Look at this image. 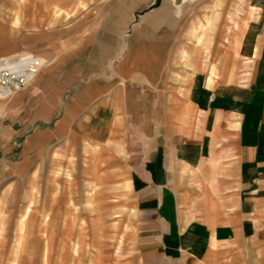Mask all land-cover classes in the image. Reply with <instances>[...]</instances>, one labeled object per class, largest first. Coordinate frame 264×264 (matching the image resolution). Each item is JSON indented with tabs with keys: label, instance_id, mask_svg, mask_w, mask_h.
Instances as JSON below:
<instances>
[{
	"label": "crops",
	"instance_id": "1",
	"mask_svg": "<svg viewBox=\"0 0 264 264\" xmlns=\"http://www.w3.org/2000/svg\"><path fill=\"white\" fill-rule=\"evenodd\" d=\"M21 55L41 65L0 97V264L93 229L97 200L132 213L121 264H264V0H0V59Z\"/></svg>",
	"mask_w": 264,
	"mask_h": 264
},
{
	"label": "rangeland",
	"instance_id": "2",
	"mask_svg": "<svg viewBox=\"0 0 264 264\" xmlns=\"http://www.w3.org/2000/svg\"><path fill=\"white\" fill-rule=\"evenodd\" d=\"M226 1L227 0H223V3L226 4ZM212 21V19L209 21L206 26L207 28L211 26ZM74 172L75 171H73L72 169H64V175H67L69 177L74 176V174H76ZM67 187H71V189H69L70 191L68 192V197H72L71 201L73 204L79 205V213L87 215V189H84V186L81 184H69L67 185ZM72 187L74 189H72ZM33 195L37 196L38 193H33ZM34 203L35 200H30L24 214L21 217V230L23 229L24 221L33 210L32 207ZM92 206H94V208L96 209V222L95 226H93V229L90 228L89 230L86 229L84 233H77L76 239L73 242V238H71L73 236H71L72 234L69 231H63L62 233H49L50 237L48 238V240H50L51 242L48 241L47 246L44 249L42 246L22 248L18 264H27V260L25 258L29 257L28 255L39 257L41 252L43 251L44 258H46V260L44 261H47L49 256V264H59L57 263V257L59 256L63 258L61 260L62 263L60 264H121L118 260L119 256L121 255V251L120 253H116V251H119L121 248H123L122 253H126V246L128 244L127 223H130L131 219L133 218L132 213L129 208L127 211H125L123 208H120L119 202H116L114 200L109 202L104 200H97ZM50 218V212L47 211L45 214H43V219L41 222L42 225L48 222ZM72 221L74 224L76 223V219L74 216L72 217ZM10 234H12V232ZM26 234L28 236L27 238L31 237L33 239H36V235L37 239L40 236L39 233L35 232H27ZM46 234V232H43L42 235ZM18 238L19 236L17 237V239ZM20 244L17 245L15 243V246L12 248L11 255L13 257V261H16L18 258ZM72 245L75 246L72 247ZM128 254L130 255V253ZM15 256L17 257L15 258Z\"/></svg>",
	"mask_w": 264,
	"mask_h": 264
},
{
	"label": "built area",
	"instance_id": "3",
	"mask_svg": "<svg viewBox=\"0 0 264 264\" xmlns=\"http://www.w3.org/2000/svg\"><path fill=\"white\" fill-rule=\"evenodd\" d=\"M41 61L33 55L0 59V97L24 88L37 73Z\"/></svg>",
	"mask_w": 264,
	"mask_h": 264
},
{
	"label": "water",
	"instance_id": "4",
	"mask_svg": "<svg viewBox=\"0 0 264 264\" xmlns=\"http://www.w3.org/2000/svg\"><path fill=\"white\" fill-rule=\"evenodd\" d=\"M161 1V0H158V2Z\"/></svg>",
	"mask_w": 264,
	"mask_h": 264
}]
</instances>
